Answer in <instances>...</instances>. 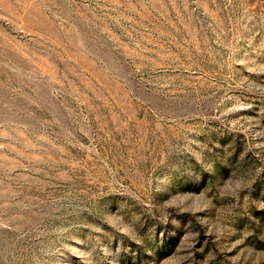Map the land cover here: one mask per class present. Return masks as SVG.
I'll list each match as a JSON object with an SVG mask.
<instances>
[{
	"label": "rangeland",
	"instance_id": "rangeland-1",
	"mask_svg": "<svg viewBox=\"0 0 264 264\" xmlns=\"http://www.w3.org/2000/svg\"><path fill=\"white\" fill-rule=\"evenodd\" d=\"M0 264H264V0H0Z\"/></svg>",
	"mask_w": 264,
	"mask_h": 264
}]
</instances>
